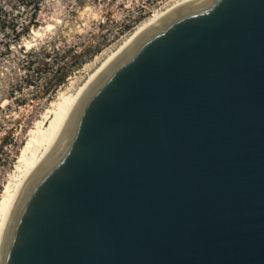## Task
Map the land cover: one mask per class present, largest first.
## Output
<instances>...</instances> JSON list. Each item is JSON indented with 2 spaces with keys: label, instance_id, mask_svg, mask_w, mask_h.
<instances>
[{
  "label": "water",
  "instance_id": "1",
  "mask_svg": "<svg viewBox=\"0 0 264 264\" xmlns=\"http://www.w3.org/2000/svg\"><path fill=\"white\" fill-rule=\"evenodd\" d=\"M0 264H264V0H196L107 66Z\"/></svg>",
  "mask_w": 264,
  "mask_h": 264
},
{
  "label": "rangeland",
  "instance_id": "2",
  "mask_svg": "<svg viewBox=\"0 0 264 264\" xmlns=\"http://www.w3.org/2000/svg\"><path fill=\"white\" fill-rule=\"evenodd\" d=\"M171 1L0 0V195L28 130L51 100L78 86ZM49 21L54 28L35 36L33 29Z\"/></svg>",
  "mask_w": 264,
  "mask_h": 264
},
{
  "label": "bare ground",
  "instance_id": "3",
  "mask_svg": "<svg viewBox=\"0 0 264 264\" xmlns=\"http://www.w3.org/2000/svg\"><path fill=\"white\" fill-rule=\"evenodd\" d=\"M196 0H172L162 10L140 23L127 37L88 74L73 90H61L56 99L51 100L43 113L28 132L21 146L14 166V173L4 183L0 195V258L13 219L19 206L37 177L52 163L58 142L79 100L82 91L120 54L157 28L183 6ZM54 23L49 21L41 28H34L35 36L43 30H51ZM32 41L26 42L28 46ZM99 59V58H98Z\"/></svg>",
  "mask_w": 264,
  "mask_h": 264
}]
</instances>
